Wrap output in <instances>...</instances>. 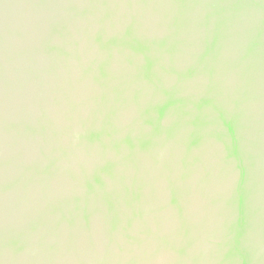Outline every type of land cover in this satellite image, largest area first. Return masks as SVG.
<instances>
[{
  "label": "water",
  "instance_id": "water-1",
  "mask_svg": "<svg viewBox=\"0 0 264 264\" xmlns=\"http://www.w3.org/2000/svg\"><path fill=\"white\" fill-rule=\"evenodd\" d=\"M0 264H264V0H0Z\"/></svg>",
  "mask_w": 264,
  "mask_h": 264
}]
</instances>
